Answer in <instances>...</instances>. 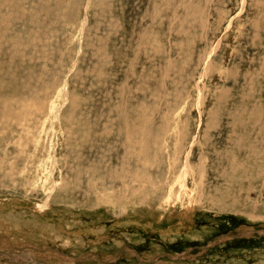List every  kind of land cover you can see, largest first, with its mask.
I'll use <instances>...</instances> for the list:
<instances>
[{
    "label": "rangeland",
    "instance_id": "1",
    "mask_svg": "<svg viewBox=\"0 0 264 264\" xmlns=\"http://www.w3.org/2000/svg\"><path fill=\"white\" fill-rule=\"evenodd\" d=\"M262 233L264 0H0V264H264Z\"/></svg>",
    "mask_w": 264,
    "mask_h": 264
},
{
    "label": "water",
    "instance_id": "2",
    "mask_svg": "<svg viewBox=\"0 0 264 264\" xmlns=\"http://www.w3.org/2000/svg\"><path fill=\"white\" fill-rule=\"evenodd\" d=\"M262 235L264 236V233H262ZM211 245V244H210ZM210 245H208V246H210ZM181 256H183V254L181 255ZM134 257L136 258V263L135 264H163V263H161L160 261H157L156 262V259L155 260H152V261H149V262H143V261H141V259L139 258V257H137L136 255H134ZM178 257H180V256H178ZM108 260H110V259H108Z\"/></svg>",
    "mask_w": 264,
    "mask_h": 264
},
{
    "label": "bare ground",
    "instance_id": "3",
    "mask_svg": "<svg viewBox=\"0 0 264 264\" xmlns=\"http://www.w3.org/2000/svg\"><path fill=\"white\" fill-rule=\"evenodd\" d=\"M26 131H27V130H26ZM27 132H29V131H27ZM81 189H82V188H81ZM169 190L171 191L172 188L169 187ZM80 192H81V191H80ZM160 193H161L162 195H164V193H162V192H160ZM189 193H190V192H189ZM71 194H72V193H71ZM223 194H224V193H223ZM89 195H90V194H89ZM70 196H72V195H70ZM95 196H96V195H95ZM167 196H168V195H167ZM220 196H221V195H220ZM97 197H98V196H97ZM96 199H98V198H96ZM100 199H101V198H100ZM168 199H170V196H168ZM216 199H217V198H216ZM218 199H219V198H218ZM219 200H221V199H219ZM232 201H233V200H232ZM219 202H220V201H219ZM233 202H234V201H233ZM169 203H170V202H168V203H166V204H169ZM104 204H106V202H103V205H104ZM211 205H212V203H211ZM34 206H35V205H34ZM207 206H208V205H207ZM227 206H228V205H227ZM227 206H226V207H227ZM167 207H168V206H167ZM37 208H38V207H37ZM43 208L46 209V208H49V206L47 207V206L42 205L40 209H41V210H44ZM35 209H36V208H35ZM229 209H230V208H229Z\"/></svg>",
    "mask_w": 264,
    "mask_h": 264
}]
</instances>
